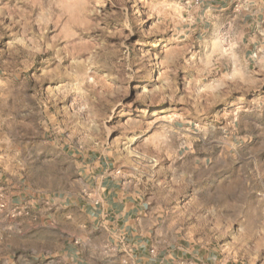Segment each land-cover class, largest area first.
Masks as SVG:
<instances>
[{
    "label": "rangeland",
    "instance_id": "1",
    "mask_svg": "<svg viewBox=\"0 0 264 264\" xmlns=\"http://www.w3.org/2000/svg\"><path fill=\"white\" fill-rule=\"evenodd\" d=\"M198 4L0 0V155L14 165L22 159L32 187L81 188L88 164L126 176L149 173L178 149L174 119L215 120L232 107L211 76L199 81L189 64L196 56L183 49L184 32L200 22ZM206 23L213 28L211 16ZM252 103L255 109L264 100ZM255 112L250 128L264 134V111ZM252 151L258 162L249 181L264 189V146ZM202 197L210 203L215 195L205 190ZM262 200L238 221L244 225L231 227L213 226L209 205L195 212L203 225L189 236L220 250L221 261L229 254L232 264H264ZM25 211L15 207L11 215Z\"/></svg>",
    "mask_w": 264,
    "mask_h": 264
},
{
    "label": "crops",
    "instance_id": "2",
    "mask_svg": "<svg viewBox=\"0 0 264 264\" xmlns=\"http://www.w3.org/2000/svg\"><path fill=\"white\" fill-rule=\"evenodd\" d=\"M196 9L200 22L184 32L183 49L196 56L189 64L199 81L211 76L221 96H232V107L215 120L174 119L178 149L146 175L88 164L81 188L32 187L22 159L14 165L1 154L0 264L230 262L229 254L221 261L220 250L194 242L189 228L203 225L195 212L209 205L213 226L244 225L238 221L247 209L263 202L264 189L249 176L258 162L252 148L264 146V134L250 128L254 111H264V103H252L264 100V0H199ZM205 190L215 195L210 203ZM15 207L26 211L12 216Z\"/></svg>",
    "mask_w": 264,
    "mask_h": 264
}]
</instances>
